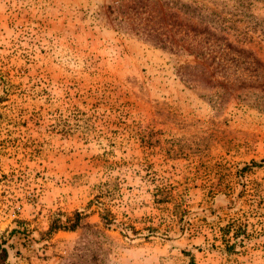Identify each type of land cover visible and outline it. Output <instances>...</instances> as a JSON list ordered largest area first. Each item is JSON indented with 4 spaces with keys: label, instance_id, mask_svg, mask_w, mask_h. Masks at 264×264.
<instances>
[{
    "label": "rangeland",
    "instance_id": "1",
    "mask_svg": "<svg viewBox=\"0 0 264 264\" xmlns=\"http://www.w3.org/2000/svg\"><path fill=\"white\" fill-rule=\"evenodd\" d=\"M0 238L9 264H264V0H0Z\"/></svg>",
    "mask_w": 264,
    "mask_h": 264
},
{
    "label": "trees",
    "instance_id": "2",
    "mask_svg": "<svg viewBox=\"0 0 264 264\" xmlns=\"http://www.w3.org/2000/svg\"><path fill=\"white\" fill-rule=\"evenodd\" d=\"M172 16L178 17V13L182 12L185 19H183V24L186 22V27L190 31L193 32L194 36L196 35H203L205 38V41H210L212 39H221L219 33L221 31H216L218 29L217 23L220 20L219 17H217V14L213 11H210V9L207 6H201V7H192L191 5H185L182 3H178V5H173ZM175 11V12H174ZM200 17L201 18V24L199 26H194L191 23V19L193 17ZM189 19V20H188ZM223 20V19H222ZM245 52V51H242ZM257 166V165H252ZM251 166H245L242 170H249ZM64 216L65 220L61 221V217ZM86 218V215L82 214L81 212L74 211L73 213L69 215H65L63 213H57L54 217H51L49 221V227L48 230L45 233L46 237H51L52 235L63 231V232H73L76 229L80 227L83 220ZM100 220L103 223L104 228L108 229L110 224H112V220L109 219L108 212L103 213L100 215ZM106 238H111L105 233H103ZM234 238H237V235H234ZM7 240L0 238V264H9L8 263V248H7ZM190 264H194V261L191 257Z\"/></svg>",
    "mask_w": 264,
    "mask_h": 264
}]
</instances>
